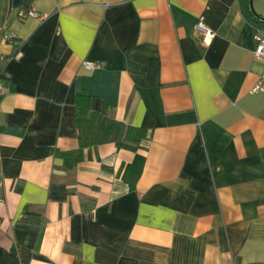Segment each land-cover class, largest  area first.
Segmentation results:
<instances>
[{
    "label": "crops",
    "instance_id": "1",
    "mask_svg": "<svg viewBox=\"0 0 264 264\" xmlns=\"http://www.w3.org/2000/svg\"><path fill=\"white\" fill-rule=\"evenodd\" d=\"M251 8L264 17V0H0V264H264ZM79 94L147 137L67 167Z\"/></svg>",
    "mask_w": 264,
    "mask_h": 264
},
{
    "label": "trees",
    "instance_id": "2",
    "mask_svg": "<svg viewBox=\"0 0 264 264\" xmlns=\"http://www.w3.org/2000/svg\"><path fill=\"white\" fill-rule=\"evenodd\" d=\"M248 12L254 13L256 18L264 23V17L257 15L252 8L248 9ZM76 120L80 147L72 151H56L69 168H74L83 159V151L86 147L114 142L119 148L136 150L147 137V130L143 127L126 125L119 120L109 118L104 113L91 111L89 96L86 94L78 95Z\"/></svg>",
    "mask_w": 264,
    "mask_h": 264
},
{
    "label": "built area",
    "instance_id": "3",
    "mask_svg": "<svg viewBox=\"0 0 264 264\" xmlns=\"http://www.w3.org/2000/svg\"><path fill=\"white\" fill-rule=\"evenodd\" d=\"M20 17L21 18L36 17L39 19H46L48 17V13H42L40 11L35 10L34 8H31L27 12H20ZM196 29L198 31L202 32L206 39H210L214 36V31L210 27H208V25L203 20H199L197 22ZM3 38L6 41L12 43L18 38V35L13 31H4ZM256 38H257L258 43H257V47L254 51V58H255V60H258V61L264 63V36L261 33H259ZM23 55H24L23 51L19 50L15 54L14 58L20 59ZM84 66L87 69H93L95 67H100L101 63H94V62L85 61ZM3 79H4L3 74L0 71V102H1L2 97L6 93V89H5L4 84H3ZM253 90L255 92H259V91L264 92V71L260 74L258 82L256 83Z\"/></svg>",
    "mask_w": 264,
    "mask_h": 264
}]
</instances>
